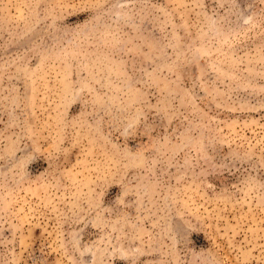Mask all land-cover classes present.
I'll return each mask as SVG.
<instances>
[{
	"label": "rangeland",
	"instance_id": "obj_1",
	"mask_svg": "<svg viewBox=\"0 0 264 264\" xmlns=\"http://www.w3.org/2000/svg\"><path fill=\"white\" fill-rule=\"evenodd\" d=\"M0 264H264V0H0Z\"/></svg>",
	"mask_w": 264,
	"mask_h": 264
}]
</instances>
